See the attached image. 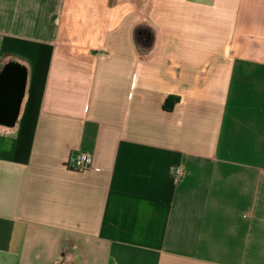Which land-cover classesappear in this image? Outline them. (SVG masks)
I'll return each instance as SVG.
<instances>
[{
    "label": "crops",
    "instance_id": "obj_1",
    "mask_svg": "<svg viewBox=\"0 0 264 264\" xmlns=\"http://www.w3.org/2000/svg\"><path fill=\"white\" fill-rule=\"evenodd\" d=\"M0 264H264V0H0Z\"/></svg>",
    "mask_w": 264,
    "mask_h": 264
},
{
    "label": "built area",
    "instance_id": "obj_2",
    "mask_svg": "<svg viewBox=\"0 0 264 264\" xmlns=\"http://www.w3.org/2000/svg\"><path fill=\"white\" fill-rule=\"evenodd\" d=\"M70 169L75 171H86L93 168V155L88 152L77 151L72 156L68 162ZM183 175V170L176 168L173 172V176L176 181H178Z\"/></svg>",
    "mask_w": 264,
    "mask_h": 264
},
{
    "label": "trees",
    "instance_id": "obj_3",
    "mask_svg": "<svg viewBox=\"0 0 264 264\" xmlns=\"http://www.w3.org/2000/svg\"><path fill=\"white\" fill-rule=\"evenodd\" d=\"M170 102H168V104H169Z\"/></svg>",
    "mask_w": 264,
    "mask_h": 264
}]
</instances>
